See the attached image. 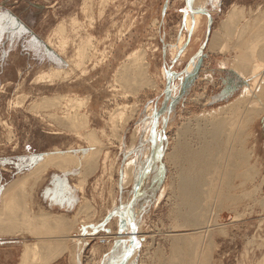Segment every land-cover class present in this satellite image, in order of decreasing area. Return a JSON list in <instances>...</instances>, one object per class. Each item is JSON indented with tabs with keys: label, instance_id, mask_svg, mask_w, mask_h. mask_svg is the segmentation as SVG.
I'll return each instance as SVG.
<instances>
[{
	"label": "rangeland",
	"instance_id": "374dc122",
	"mask_svg": "<svg viewBox=\"0 0 264 264\" xmlns=\"http://www.w3.org/2000/svg\"><path fill=\"white\" fill-rule=\"evenodd\" d=\"M231 8L240 10L227 22ZM262 15L264 0H0V212L3 190L30 175L42 153L70 151L80 165L51 167L36 182L13 185L16 199L3 210L9 217L42 213L76 221L62 233L69 249L53 264H167L172 239L192 232L209 242V264H264V105L250 96L235 110L227 107L246 94L235 56L250 40V27L264 31ZM133 55L147 69L143 76L127 71ZM70 115L84 123L74 129L66 122ZM245 116L250 120L236 144L243 142L239 150L248 155L241 170L225 176L220 163L223 175L209 174L235 200L206 201L200 176L199 215L184 222L177 185L183 162L173 155L181 142L193 150L207 145L216 121L239 127ZM90 152L97 157L92 171L82 157ZM48 174L54 178L47 189L84 182L74 213L38 204ZM17 221L13 232L0 224V264H19L26 244L45 239L30 222Z\"/></svg>",
	"mask_w": 264,
	"mask_h": 264
},
{
	"label": "bare ground",
	"instance_id": "6f19581e",
	"mask_svg": "<svg viewBox=\"0 0 264 264\" xmlns=\"http://www.w3.org/2000/svg\"><path fill=\"white\" fill-rule=\"evenodd\" d=\"M191 1V0H190ZM199 2V1H197ZM201 3V2H200ZM196 4V3H195ZM199 4V3H198ZM200 5V4H199ZM203 4H201V7L203 8ZM197 7H199L197 5ZM200 7V8H201ZM234 7V6H233ZM201 8V10H202ZM236 8V7H235ZM233 9L229 14H228V17L227 18V22L228 21H232V19H235L233 18L234 15H236V13H238V11L240 10H235L234 8H231ZM198 11V10H197ZM243 11V10H242ZM240 14V13H239ZM242 14V13H241ZM243 15V14H242ZM195 16V27H197V25L199 24V15H194ZM260 16V15H259ZM263 17V15L261 16ZM189 18V17H188ZM243 18V16H242ZM241 18V20H242ZM256 18V17H255ZM264 18V17H263ZM263 18H260V20H263ZM240 19V18H239ZM252 20V19H251ZM258 20V22L260 21ZM187 25L189 26L190 24V19H187ZM235 21V20H234ZM194 22V21H193ZM250 22V21H249ZM253 22L255 23V19L253 20ZM230 23V22H229ZM239 23V22H238ZM245 23V22H244ZM247 23V22H246ZM252 23V24H254ZM251 25V24H250ZM256 25V24H255ZM261 25V24H260ZM264 25V24H263ZM223 26V25H222ZM242 26V25H241ZM240 26V28H241ZM245 26V25H244ZM247 26V25H246ZM257 26V25H256ZM253 27V30L249 28V31L251 32H247L248 33V36L250 35V40L248 41L247 39V35L246 38V42L247 45L245 46V43H241V45H239V54H237L235 56V65H234V69L236 71H238L240 73V75L243 77L244 81L247 82V88H246V91L244 93V95H241L240 97H238L236 99V101H232V103H229V105L227 107H230V109H234L235 110V107L238 103H240L241 99L243 97H249L251 96V98H253V96L259 101V102H262V105H264V31H260L259 29H255L257 27ZM260 27V26H259ZM58 28V27H57ZM194 28V27H193ZM226 28V27H225ZM239 28V30H236L238 32V36L239 37H242V33H244L243 31H245V27L243 31H241ZM242 28V29H243ZM247 28V27H246ZM228 29V28H226ZM225 29V30H226ZM232 29V28H231ZM195 30V29H194ZM264 30V29H263ZM61 31V30H60ZM247 31V30H246ZM64 32V31H63ZM233 31H231L232 33ZM62 33V32H61ZM226 33V32H225ZM227 34V33H226ZM235 34V33H234ZM229 35V33H228ZM231 35V34H230ZM237 35H236V38H237ZM231 39V37H230ZM240 39L243 41V38H239V41ZM87 40V39H86ZM237 40V39H236ZM85 41V40H84ZM88 41V40H87ZM234 42V41H233ZM238 42V40H237ZM239 43V44H240ZM233 45V44H231ZM236 45V44H235ZM234 45V46H235ZM237 46H235L236 48ZM175 49V48H174ZM236 50V49H235ZM238 50V49H237ZM85 47H83L81 45V47L79 48L78 50V56H80V58H83L85 56ZM130 66L129 69L127 71L129 72V74L133 75L132 77L134 78L135 75L137 77V75L139 76H143L144 74H146V67L143 65L142 62L139 61V59H141L139 57V59L137 58V55H133L131 56L130 58ZM234 60V59H233ZM190 66V65H189ZM191 67V66H190ZM189 68V67H188ZM187 68V70H188ZM125 69V70H126ZM56 71V70H55ZM52 72V71H51ZM58 72V71H57ZM237 72V73H238ZM56 73V72H55ZM126 73L125 72V78H126ZM129 76V75H128ZM127 76V77H128ZM147 76V75H146ZM132 77H128L130 81V79H132ZM125 78H123L125 80ZM135 80V79H134ZM127 81V82H128ZM146 81H147V77H146ZM145 81V82H146ZM150 81V80H149ZM126 82V81H124ZM126 82V83H127ZM144 82V83H145ZM148 83V82H147ZM152 83V82H150ZM149 83V85H150ZM143 86V85H141ZM138 92V91H137ZM228 93V92H226ZM248 95V96H247ZM248 99V98H247ZM254 99V98H253ZM250 100V99H249ZM255 100V99H254ZM257 100H255L256 103ZM70 101H72L70 99ZM245 102V100H242ZM248 101V100H247ZM253 102V100L251 101ZM253 102V103H255ZM74 103V102H73ZM79 103V102H78ZM260 104V103H259ZM72 106V105H71ZM253 106L256 107V104H254ZM254 107V108H255ZM225 108V107H224ZM261 109V107H260ZM222 110V109H221ZM230 110V111H232ZM239 110V109H237ZM258 110V109H257ZM220 111V110H219ZM228 112V111H227ZM236 112V111H235ZM231 113V112H229ZM239 113H241L239 111ZM227 114V113H226ZM232 114H233V111H232ZM244 114V113H243ZM69 115V114H67ZM224 115H225V112H224ZM215 116V115H214ZM226 116V115H225ZM238 116V115H237ZM241 116V115H240ZM248 116V115H247ZM251 116V115H249ZM68 117V116H67ZM221 117V116H220ZM227 117V116H226ZM230 117V116H229ZM252 117V116H251ZM223 118V117H222ZM228 118V117H227ZM245 119L247 118L246 116L244 117ZM235 119V118H234ZM67 120V121H66ZM66 122L70 125V126H73V128L75 129V125H78L79 123H84V121H80L77 119V116L75 115H70L68 118H66ZM223 120V119H222ZM213 121L215 123L212 124V128H210V132L208 133L209 137L211 136L212 139L210 140V142H208V144L206 145V142L203 144V148L202 145L201 147L196 150H193L189 147V145L187 146V144H185V142H181L180 146H179V151H177L172 158L175 159V162L176 160L177 161H180L181 163L183 162V167L179 168V170L181 171L179 174V182H177L178 184V187H179V201H180V204L182 205V212H178V213H181V216H183L184 218V222L185 221H190L189 219L192 217H195L196 215H199L197 214L196 212L200 209V205L199 203L201 202L200 201V190H199V187L200 186H203L204 184L207 186L206 187V190H204L205 192L201 193L202 194H206L204 197L207 200H210L213 198L214 202L217 201L218 205H223V206H226L224 204L226 203H231L232 201H234L232 198H230L229 196H225V193H223L221 190H217V188L219 187L218 186V183L217 186L213 183V179L212 177L214 173H221V175H223V173L220 171L223 169V167L220 169V167L224 164V166L227 168V169H223V171L225 172V176H226V173L227 175H230V174H234L236 169L241 167V163L243 164V162L245 161L246 157V153L245 151H243V148L242 150H239L243 144V142H241V146L240 148L236 145L237 143L240 142L241 140V137H244L243 134H245V130H246V126H245V122L250 120H248V118L244 121L243 120V124L241 126V122H240V126L236 127L234 123L236 122H224V121ZM226 121V119H225ZM238 121V120H236ZM247 122V123H248ZM251 123V122H250ZM237 125V123H236ZM246 127V128H245ZM202 133V132H201ZM200 133V134H201ZM205 134V133H204ZM247 134V133H246ZM87 138L89 139V141H91L92 143L95 144V142L99 143V140L97 141V137H95V135L93 133H89V135H86ZM200 137V136H199ZM134 139V138H133ZM200 139V138H199ZM206 139V138H205ZM203 140V139H202ZM244 140V138H243ZM242 140V141H243ZM201 141V140H200ZM199 141V142H200ZM206 141V140H205ZM202 142V141H201ZM213 143V144H212ZM215 143V145H214ZM184 144V145H183ZM205 145V146H204ZM238 147V150L236 149ZM216 146V147H215ZM99 150V149H98ZM217 153L218 156H216L215 158H213V154L214 153ZM215 153V154H216ZM83 154V153H82ZM96 152L93 153V152H90V153H86L84 156H82L84 159H85V163L84 165L87 167L86 170L88 171H92L93 168L95 169V166L97 164L96 162V158L95 157L96 155ZM98 154V153H97ZM216 154V155H217ZM98 156V155H97ZM82 159V158H81ZM248 160V159H247ZM79 164L80 165V160L78 158H76V156L74 154H72L70 151H61V150H58L56 149L55 151H52V152H45V153H42L41 154V159L39 160L38 162V166L36 165V169L34 171H32L30 173V175H25L26 177H21L19 179H16L15 181H13L11 184H9L8 188L4 189L3 190V199H1V203H3V205L1 204V206L3 207V209H1V212H0V224H2V222L5 224L3 231L5 232H13V229L15 228H19L18 224L15 223L18 218H20L21 216H16V217H9V215L6 212V210L12 206L13 204V201H15V188H13L12 186L19 183L22 185V183H26L28 180H36L39 179V176H41V174L48 169V168H51V167H55V168H60V170H69V168L73 165H76V164ZM219 163V164H218ZM220 163H222L220 165ZM240 163V164H238ZM246 164V163H245ZM220 165V167H219ZM240 165V166H238ZM244 165V164H243ZM78 166V165H77ZM129 169L131 168V166H128ZM243 167V166H242ZM250 169V167H249ZM127 170V169H126ZM139 170V169H138ZM241 170V168L239 169ZM237 169V171H239ZM128 171V170H127ZM126 171V172H127ZM245 168L243 170V174L245 175ZM125 172V175L127 176ZM138 172V171H137ZM129 176H130V170L128 172ZM212 175V177L210 175ZM236 174V173H235ZM237 174H239L237 172ZM240 174H242V172H240ZM239 174V176H241ZM208 175V176H206ZM215 175V174H214ZM193 176V177H192ZM200 176H205V178H202L203 179H206L204 180V184L201 185V180H200ZM210 176V177H209ZM218 177V174L216 175ZM237 176V175H236ZM238 176V177H239ZM224 176H222L223 178ZM230 177V176H228ZM242 177V176H241ZM245 177V176H244ZM129 178V177H128ZM127 178V180H128ZM216 178V177H215ZM243 178V177H242ZM217 179V178H216ZM214 179V180H216ZM228 179V178H227ZM232 178H230V182H232L231 180ZM241 179V178H240ZM126 180V178H125ZM35 181V182H36ZM206 181V182H205ZM224 181V180H223ZM227 181V180H226ZM245 181V180H244ZM34 182V183H35ZM145 182V181H144ZM218 182V181H217ZM128 183V182H127ZM201 183V184H200ZM221 183V182H220ZM83 184L84 182H80L79 185H78V188L80 190L83 189ZM231 184V183H230ZM144 185V184H143ZM200 185V186H199ZM234 185V184H233ZM32 187V186H31ZM141 187H143L141 185ZM217 187V188H216ZM226 187H228V185H226ZM202 188V187H201ZM200 188V189H201ZM142 189V188H141ZM140 189V190H141ZM220 189H223V188H220ZM178 190V189H177ZM225 190V189H224ZM229 191V190H228ZM141 193V192H140ZM227 193V192H226ZM228 194V193H227ZM15 197H14V196ZM202 196V197H203ZM210 198V199H209ZM237 198V197H236ZM200 201V202H199ZM212 201V200H211ZM199 202V203H198ZM209 203V202H208ZM233 203V202H232ZM216 204V205H217ZM228 206V205H227ZM207 207V206H206ZM216 207V206H215ZM1 208V207H0ZM202 208V207H201ZM220 208V206L218 207ZM3 210L5 212H3ZM178 210V209H177ZM211 210V209H210ZM217 210V209H216ZM204 211V210H203ZM218 211V210H217ZM216 211V212H217ZM133 212V211H132ZM202 212V211H201ZM199 212V213H201ZM207 212V211H206ZM28 213V212H27ZM205 213V211H204ZM42 214V213H41ZM39 215V216H36V219L40 218V221L42 222H46L48 219H49V214H46V215ZM135 214V213H134ZM205 215V214H204ZM203 215V217H204ZM26 216V214L24 215ZM22 216V217H24ZM201 216V215H200ZM207 216V215H205ZM209 216V215H208ZM53 217L56 218V221L54 219V223L55 224H59L66 229V230H69V226H67V223L62 219L61 216H57V215H54ZM26 218H30L27 214V217ZM199 219V218H198ZM204 219V218H202ZM205 220V219H204ZM213 220V219H212ZM74 221V224H76V221L73 219ZM215 221V220H214ZM18 222V221H17ZM199 221H197L198 223ZM133 223V222H132ZM137 223V222H136ZM196 223V224H197ZM212 223V222H211ZM210 223V224H211ZM15 224L18 226V227H15ZM195 224V225H196ZM198 225V224H197ZM200 225V224H199ZM71 226V225H70ZM191 226V225H190ZM194 226V224L192 225ZM205 227V226H204ZM203 227V228H204ZM192 228V227H191ZM196 229V228H194ZM198 229V228H197ZM200 229V228H199ZM190 230V229H189ZM202 230V229H201ZM208 230V229H206ZM16 231V230H15ZM136 231V230H135ZM199 231V230H198ZM203 231V230H202ZM2 232V230H1ZM200 232V231H199ZM194 233V232H192ZM192 233H189V235L187 234L186 236H183L182 237H177L175 238V240L172 239V254L171 256L169 257L170 259L167 260V264H209L210 263V256H209V242L206 243L205 240L201 239V235H198V236H195L193 235ZM207 233V232H206ZM185 234V233H184ZM196 234V233H194ZM204 236V235H203ZM208 237V236H207ZM138 238V237H137ZM210 239V238H209ZM208 239V240H209ZM132 240V239H131ZM205 241V242H204ZM208 244V245H207ZM39 247L37 245V243H31V244H26L25 245V249L23 251V255H22V258H21V264H42L43 262H46L47 260H42V259H39L38 257V252H39ZM135 253V252H134ZM171 253V252H170ZM132 254V253H131ZM132 259V258H131ZM130 262V261H129Z\"/></svg>",
	"mask_w": 264,
	"mask_h": 264
},
{
	"label": "crops",
	"instance_id": "0c3cea01",
	"mask_svg": "<svg viewBox=\"0 0 264 264\" xmlns=\"http://www.w3.org/2000/svg\"><path fill=\"white\" fill-rule=\"evenodd\" d=\"M52 178H54V175L48 174V176H46L43 182L41 183L38 189V204L41 206V208L50 212L67 215L74 213L77 210L78 204L80 202L82 190H80L79 188H71L68 182L67 184H64L65 188L62 191H58V189L53 190L52 188L47 189V183ZM54 215L60 216L58 214H51L46 222H42L40 221V218L36 219V217L33 219L26 217L18 218V220L22 221V224L30 222V224L33 225V227H31V230L35 232V234H37L39 237L45 238L39 240V242H33L37 243L40 249L38 252L39 259L47 260L42 264H53L55 259H57L63 252L69 249L66 242L68 240V236L62 233H67L69 230H72L74 228L73 226L76 225L74 224L73 220L71 225L70 223L65 221V219L62 218L67 223V226H69V230H66L62 226V224L59 225L53 222L54 219L56 221V218L53 217ZM44 233L54 235L44 237L43 235H41ZM50 241H55V243H49ZM24 249L25 246L21 252L19 264H21V258Z\"/></svg>",
	"mask_w": 264,
	"mask_h": 264
}]
</instances>
